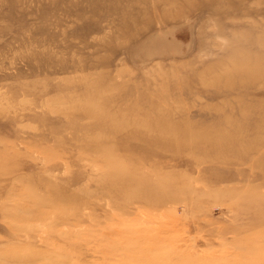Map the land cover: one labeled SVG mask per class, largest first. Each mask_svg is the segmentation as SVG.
Wrapping results in <instances>:
<instances>
[{
    "label": "rangeland",
    "instance_id": "374dc122",
    "mask_svg": "<svg viewBox=\"0 0 264 264\" xmlns=\"http://www.w3.org/2000/svg\"><path fill=\"white\" fill-rule=\"evenodd\" d=\"M0 264H264V0H0Z\"/></svg>",
    "mask_w": 264,
    "mask_h": 264
}]
</instances>
